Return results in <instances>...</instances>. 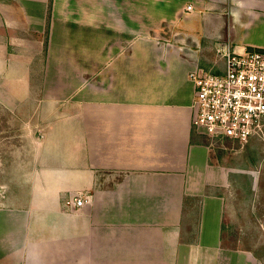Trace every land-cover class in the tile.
<instances>
[{
  "label": "crops",
  "instance_id": "1",
  "mask_svg": "<svg viewBox=\"0 0 264 264\" xmlns=\"http://www.w3.org/2000/svg\"><path fill=\"white\" fill-rule=\"evenodd\" d=\"M221 45L264 50V0H0V104L39 130L0 264H264L262 137L216 154L192 123Z\"/></svg>",
  "mask_w": 264,
  "mask_h": 264
},
{
  "label": "built area",
  "instance_id": "2",
  "mask_svg": "<svg viewBox=\"0 0 264 264\" xmlns=\"http://www.w3.org/2000/svg\"><path fill=\"white\" fill-rule=\"evenodd\" d=\"M188 5L186 10H192ZM225 72L194 69L189 78L195 86L193 125L210 138L246 143L253 136L264 137V50L227 45L217 48ZM87 198L72 196L66 205L77 209Z\"/></svg>",
  "mask_w": 264,
  "mask_h": 264
},
{
  "label": "rangeland",
  "instance_id": "3",
  "mask_svg": "<svg viewBox=\"0 0 264 264\" xmlns=\"http://www.w3.org/2000/svg\"><path fill=\"white\" fill-rule=\"evenodd\" d=\"M75 94L76 92H72L66 97L62 96V98L65 100L69 99L68 101H70L75 97ZM30 114H32L30 109L13 112L0 104V195L6 189L2 187L3 182H12L14 170L19 169L21 165L24 169V166L29 163L30 152L33 147L31 139L35 138L39 133L38 125L33 124V122L30 123ZM211 142H213V148L216 149V154L217 151L233 154L242 147L239 141L233 142L221 138L212 139ZM261 143L264 147V137H262ZM7 169L8 174L10 173L9 177H7L8 174H5V170ZM259 187L260 191L258 195L256 192L253 196L254 200L257 199V196L259 197L254 215L263 229L262 241L259 246H262L264 249V163L261 165ZM259 254L264 256V251Z\"/></svg>",
  "mask_w": 264,
  "mask_h": 264
},
{
  "label": "trees",
  "instance_id": "4",
  "mask_svg": "<svg viewBox=\"0 0 264 264\" xmlns=\"http://www.w3.org/2000/svg\"><path fill=\"white\" fill-rule=\"evenodd\" d=\"M50 12V11H49ZM50 14V13H49Z\"/></svg>",
  "mask_w": 264,
  "mask_h": 264
}]
</instances>
